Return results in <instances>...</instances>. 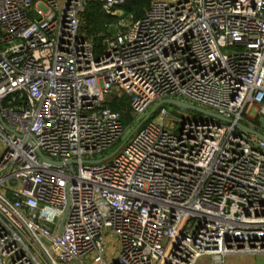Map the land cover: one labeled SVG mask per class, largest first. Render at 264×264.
Returning <instances> with one entry per match:
<instances>
[{
    "label": "built area",
    "instance_id": "obj_1",
    "mask_svg": "<svg viewBox=\"0 0 264 264\" xmlns=\"http://www.w3.org/2000/svg\"><path fill=\"white\" fill-rule=\"evenodd\" d=\"M96 1L127 0H0V264L264 254V141L238 125L264 134V0H152L98 53L81 27ZM122 95L132 123L166 98L230 121L170 130L160 108L119 144Z\"/></svg>",
    "mask_w": 264,
    "mask_h": 264
},
{
    "label": "trees",
    "instance_id": "obj_2",
    "mask_svg": "<svg viewBox=\"0 0 264 264\" xmlns=\"http://www.w3.org/2000/svg\"><path fill=\"white\" fill-rule=\"evenodd\" d=\"M152 0H127L125 3L117 6L126 15H132L133 18H138L143 15L149 7ZM116 17L107 13L101 2H88L81 15V27L87 34L95 46V51L98 53L103 47V40L110 36L115 28L108 29V24H114ZM108 105L111 109L123 112L129 107V99L127 96H114Z\"/></svg>",
    "mask_w": 264,
    "mask_h": 264
},
{
    "label": "rangeland",
    "instance_id": "obj_3",
    "mask_svg": "<svg viewBox=\"0 0 264 264\" xmlns=\"http://www.w3.org/2000/svg\"><path fill=\"white\" fill-rule=\"evenodd\" d=\"M115 12L114 13H109L111 15L114 16V18L116 17V21H114V24H108L107 28L108 29H112L115 28L117 22L123 18L126 14L123 13L122 10H119L117 7H114ZM108 13V12H107ZM155 104V103H154ZM152 104L147 110L146 112L154 105ZM160 108H165L167 110V112L170 114H167V117L165 118V127L170 129V130H176L178 125H179V120L178 119H193V120H201V119H205V118H209V116H206L204 114L198 113L196 111L193 110H180L178 109L175 105L170 104V103H163L161 106H159L152 114L151 116L144 122H148L149 120H157L159 118V109ZM129 107H127V109H125L123 112H121L122 117V123L123 126L125 128L124 134L119 142V144H121L129 135L131 132L134 131L135 127L137 126L138 122L142 119L143 116L138 117L135 121L132 120L134 119L135 114H131L128 111ZM145 112V113H146ZM254 112V109H251V111L249 112L250 115H252ZM176 117V118H174ZM172 126V128H171ZM116 243L114 242V245ZM110 248V247H109ZM112 248V247H111ZM115 248V247H114ZM110 251V249H109ZM230 256V257H229ZM226 257V264H233V260L236 257L233 256H237V255H229ZM230 259H229V258ZM228 258V259H227ZM247 258H249L252 263L251 264H264V254H253V255H249L247 256ZM65 264V263H62ZM195 264H209V257L208 256H201L197 259V261L195 262Z\"/></svg>",
    "mask_w": 264,
    "mask_h": 264
},
{
    "label": "water",
    "instance_id": "obj_4",
    "mask_svg": "<svg viewBox=\"0 0 264 264\" xmlns=\"http://www.w3.org/2000/svg\"><path fill=\"white\" fill-rule=\"evenodd\" d=\"M163 103H170V104H173L175 105L178 109L180 110H193V111H196L198 113H201V114H204L206 116H209L211 118H214V119H218V120H222V121H230L229 118H226L216 112H213L209 109H206V108H203L201 106H197L195 104H191V103H188L186 101H183L181 99H177V98H166V99H163V100H160L158 102H156L145 114L144 116L142 117V119L138 122L137 126L135 127V129H137L138 127H140L150 116L151 114L159 107L161 106ZM259 121H260V124L263 125V118H259ZM240 127H242L244 130H246L247 132H250V133H253L255 135H257L260 139H262L264 141V134H262L260 131L256 130V129H253V128H250V127H247L245 125H242V124H238ZM115 150H113L112 152L108 153L107 155L103 156L102 158H96V159H88V160H84L86 162H99L101 161L102 159L108 157L109 155H111ZM75 160H67L65 163L67 164H72V162H74ZM54 163L56 164H62L61 161H54ZM60 231V229H59Z\"/></svg>",
    "mask_w": 264,
    "mask_h": 264
},
{
    "label": "crops",
    "instance_id": "obj_5",
    "mask_svg": "<svg viewBox=\"0 0 264 264\" xmlns=\"http://www.w3.org/2000/svg\"><path fill=\"white\" fill-rule=\"evenodd\" d=\"M114 242L116 243L115 245H114ZM108 244L109 245H107V247H108V250H107V257L108 258H112L114 255H115V253H116V251H117V248H118V243H117V240H115V239H110V241L108 242ZM110 247V248H109ZM112 247V248H111ZM115 247V248H114ZM109 249H110V251H109ZM234 255H237V256H233V257H236L234 260H233V264H251L252 263V261L249 259V258H247V256H249V255H253V254H234ZM229 256V255H228ZM90 257H91V255H90ZM227 257V256H226ZM226 257H225V264H226ZM230 257V256H229ZM228 257V258H229ZM92 258H93V254H92ZM227 258V259H228ZM230 259V258H229ZM90 263H88V264H93V260H91V258H90ZM73 264H77L76 262H74ZM80 264H82V263H80Z\"/></svg>",
    "mask_w": 264,
    "mask_h": 264
}]
</instances>
